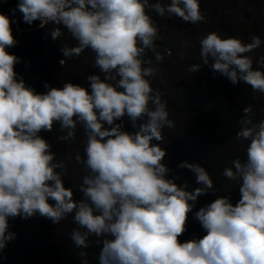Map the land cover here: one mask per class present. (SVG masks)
Masks as SVG:
<instances>
[{"label": "clouds", "instance_id": "clouds-1", "mask_svg": "<svg viewBox=\"0 0 264 264\" xmlns=\"http://www.w3.org/2000/svg\"><path fill=\"white\" fill-rule=\"evenodd\" d=\"M16 10L29 25H53L54 40L66 30L76 44L63 45V57L91 50L103 79L88 75V88L45 82L44 92L26 85L14 70L20 58L7 51L17 42L12 21L0 12V252L16 236L9 218L41 216L58 224L71 216L70 239L82 264L89 237L101 245L100 264H264V119L252 123V106L243 108L236 137L247 141L245 156L222 173L238 185V198L233 202L229 193L200 207L193 215L205 234L183 242L177 238L187 214L199 195L215 193L213 180L205 167L184 160L177 167L189 169L198 186L178 185L163 162L166 149L153 143L165 142L163 130L174 122L152 87L164 56L151 13L206 22L200 0H18ZM262 45L259 35L244 41L210 31L199 38L201 63L187 70L207 65L213 75L264 94V53L255 54ZM123 117L135 131L124 130ZM54 124L61 142L75 139L77 125L83 129L84 155H75L85 170L79 199L65 186L64 161L39 134Z\"/></svg>", "mask_w": 264, "mask_h": 264}, {"label": "trees", "instance_id": "trees-1", "mask_svg": "<svg viewBox=\"0 0 264 264\" xmlns=\"http://www.w3.org/2000/svg\"><path fill=\"white\" fill-rule=\"evenodd\" d=\"M161 2L167 3V0ZM17 3L18 0H0V12L7 14L12 21L10 27L17 41L13 45L17 47L13 54L20 58L14 65L18 79L23 78L25 84L37 92L47 90L45 82L49 87L60 88L71 81L88 88V75L98 74L103 79V73L93 65L95 54L91 50L85 49L78 57L64 58L61 52L63 45L75 46L76 41L63 29L64 34L54 40L50 35L51 24L41 27L39 20L31 25L24 22L21 12L12 11ZM200 8L206 22L196 24L183 22L175 16L161 17L151 13L159 30L156 47L164 56L159 65L160 75L152 79V87L167 102L169 118L174 122L173 128L163 130L165 142L154 140L153 143H160L166 149L163 162L170 170L168 175L178 185L187 182L189 191L198 186L189 169L177 167L181 161L187 160L206 168L215 190V193L209 191L197 197L193 209L187 214L185 231L177 238L181 242L205 234L193 215L200 207L217 196L229 193L233 202L238 198V185L222 173L225 167H231L233 159L243 160L245 156L247 141L236 137V132L242 127L239 121L244 115L243 108L252 106L249 114L252 123L264 119V94L253 92L243 82L233 85L219 73L213 75L207 65H201L196 73L187 70L190 65L201 63L199 38L210 31L236 36L244 41L251 35L264 39V0H200ZM24 32L28 36L18 41ZM261 53H264V45L255 54ZM146 58L151 59L152 53L148 52ZM61 59L63 63H60ZM121 119L124 130L135 131L127 117ZM39 134L51 141L55 158L64 161L65 186L72 187L74 199H79L77 186L85 170L76 163L75 155H84L83 129L77 125L75 139L71 142L57 140L61 133L55 124L52 131ZM75 227L71 216L58 224L41 216L9 218V229L16 236L0 252V264H82L81 249L70 239ZM100 248L96 238L89 237V246L84 249L87 264H100Z\"/></svg>", "mask_w": 264, "mask_h": 264}, {"label": "rangeland", "instance_id": "rangeland-1", "mask_svg": "<svg viewBox=\"0 0 264 264\" xmlns=\"http://www.w3.org/2000/svg\"><path fill=\"white\" fill-rule=\"evenodd\" d=\"M27 36H28L27 32H24V33L19 37V40H18V41L24 39V38L27 37ZM16 50H17V47L14 48L13 46H11V47H9V48L7 49V51H9L10 53H14Z\"/></svg>", "mask_w": 264, "mask_h": 264}]
</instances>
